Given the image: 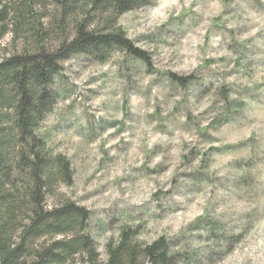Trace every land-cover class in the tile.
Here are the masks:
<instances>
[{
    "label": "clouds",
    "instance_id": "1",
    "mask_svg": "<svg viewBox=\"0 0 264 264\" xmlns=\"http://www.w3.org/2000/svg\"><path fill=\"white\" fill-rule=\"evenodd\" d=\"M76 2L0 20V189L23 224L74 202L76 264H264V0Z\"/></svg>",
    "mask_w": 264,
    "mask_h": 264
},
{
    "label": "trees",
    "instance_id": "2",
    "mask_svg": "<svg viewBox=\"0 0 264 264\" xmlns=\"http://www.w3.org/2000/svg\"><path fill=\"white\" fill-rule=\"evenodd\" d=\"M0 20H8L11 16L13 19L18 18V24L25 22L24 13L21 9L26 7L25 0H0ZM101 0H93L92 9L101 7ZM78 7L76 3L69 5L68 9ZM92 9H89L91 11ZM31 11V10H29ZM43 37L46 33H39ZM40 76L43 78L44 73ZM38 159H43L38 157ZM13 187L15 185L13 184ZM10 201L16 203L10 204ZM35 207L32 210L33 219L30 223L23 224V219L17 215L21 207L25 205V201L18 200L13 192L0 189V209L6 205L7 220L0 224V264H17L21 255L24 259L20 264H69L92 245L91 237L86 235L75 236L73 233L77 228L83 232L81 222H74V204H66L64 209H55L62 214L52 221L45 218V214L39 212V205L35 200L32 201ZM15 224H22L24 231L20 233L19 243L8 235L10 228H14ZM71 236V239H54L55 236ZM16 244L15 247L12 245ZM121 248L113 253V261L110 264H119V256ZM98 255V253H97ZM91 260V257H89Z\"/></svg>",
    "mask_w": 264,
    "mask_h": 264
},
{
    "label": "rangeland",
    "instance_id": "3",
    "mask_svg": "<svg viewBox=\"0 0 264 264\" xmlns=\"http://www.w3.org/2000/svg\"><path fill=\"white\" fill-rule=\"evenodd\" d=\"M90 194H91V193H89V195H90ZM68 204H74V202H69ZM78 259H79V257L76 258L74 262L69 263V264H76V261H77ZM80 264H83V262L81 261Z\"/></svg>",
    "mask_w": 264,
    "mask_h": 264
}]
</instances>
